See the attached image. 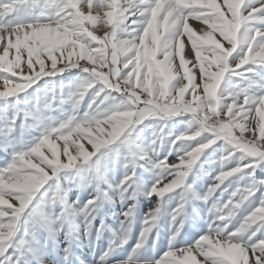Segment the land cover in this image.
Segmentation results:
<instances>
[{
  "label": "snow or ice",
  "instance_id": "6c2138e0",
  "mask_svg": "<svg viewBox=\"0 0 264 264\" xmlns=\"http://www.w3.org/2000/svg\"><path fill=\"white\" fill-rule=\"evenodd\" d=\"M84 242L91 264H264V0H0V264Z\"/></svg>",
  "mask_w": 264,
  "mask_h": 264
},
{
  "label": "rangeland",
  "instance_id": "374dc122",
  "mask_svg": "<svg viewBox=\"0 0 264 264\" xmlns=\"http://www.w3.org/2000/svg\"><path fill=\"white\" fill-rule=\"evenodd\" d=\"M162 59V57H160ZM42 83V82H41ZM66 83V81H65ZM31 91V89L29 90ZM41 95L43 94L42 92L40 93ZM186 98H189L186 94ZM87 100V97H86ZM82 107H86V105H82ZM145 123H148L147 121ZM182 125L177 126L175 129H166L165 131H179L182 130ZM135 135V133H133ZM151 137V130L150 129H145L143 131V133L141 134V140L144 144H147L148 139ZM150 207V203L141 198L140 202L138 204V209H137V213H136V222L133 228V235H137L139 232V228H140V220L143 218V215L145 212L148 211ZM112 211L118 213L120 211V206L117 204L115 209H113ZM114 216L112 215L111 212H109L107 218H106V223L109 225L114 226ZM99 223V222H97ZM158 228H159V239L157 240V245L156 248L153 249L150 245H151V239H152V235H155V233H153L152 235H150L149 237V241L148 243H146V248H147V254L149 256L151 255H162L163 252L167 249V237H168V224H167V218H161L159 223H158ZM108 240V234L105 233L104 236L102 237V239L98 242V246L99 247H103L106 245ZM132 241H130L131 243ZM182 246V245H181ZM76 255L78 257V261L79 264H91V260H92V245L90 242H84L80 247H78L76 249Z\"/></svg>",
  "mask_w": 264,
  "mask_h": 264
}]
</instances>
